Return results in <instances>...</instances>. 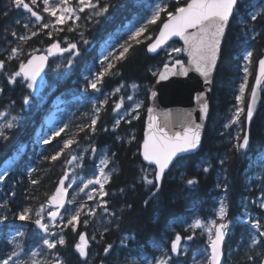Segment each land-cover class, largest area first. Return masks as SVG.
Here are the masks:
<instances>
[{"label":"trees","instance_id":"1","mask_svg":"<svg viewBox=\"0 0 264 264\" xmlns=\"http://www.w3.org/2000/svg\"><path fill=\"white\" fill-rule=\"evenodd\" d=\"M187 1L179 0V3L185 5ZM107 2L111 3L112 7L107 14L98 18V22H88L84 13L78 12L80 20H69L62 25L55 24L54 27V24L50 23L46 29L37 28L38 35L23 45L25 52L35 53L44 51L52 43L59 42L61 48L67 47L69 43L77 44L74 52L78 51L79 55L75 56L72 66H68L67 59L72 58L73 53L66 52L64 69H60L56 77L47 75L50 87L45 86L39 94L33 95L26 87V81L18 78L15 85H7L6 81L0 78V86L6 89L0 94L1 104L6 103L1 106L19 115L14 128L8 130L9 139L0 142V172L9 165L5 183L0 185V200L6 197L11 199V211L6 227H0V252L5 249L7 240L12 238L17 229L24 232V236L16 237L23 249L22 258L27 259L32 251L43 249L40 230L31 221L15 220L11 213L18 211L23 205H31L34 210L38 209L41 203H45L47 207V199L59 178L72 166L66 165L65 161L71 159L73 154L83 156L81 166L76 169L86 176L93 175L98 165V151L104 149L108 160L105 170L109 174L108 183L105 185V191L109 195L104 199L108 201L109 212L114 215H107L103 207H99L96 208L95 215L89 218L86 228L82 223L77 225V232L85 231L89 235H95L100 241L92 242L89 264H101L102 260L104 264H142L145 262L143 257L157 258L161 255L160 249L163 246L170 248V241L176 233H180L182 237L191 234L185 232L184 228L193 218L213 217L221 199H226L231 220L230 233L226 237L225 256L229 258L228 264H244L245 249L238 247L247 239L244 232L246 226L240 223L243 202H250L264 194V92H261L260 105L250 126L247 150L241 153L231 150L232 136L236 134L237 126L232 125L225 130L223 125L230 121L234 112L235 94L243 75L240 70L243 64L242 56L250 43L254 44L255 56L263 55L264 39L251 42L244 36L242 24H232L223 44V55L214 78L210 114L201 148L191 155L190 162L168 171L163 179L161 192L146 206L144 201L149 200V193L140 179L144 165L140 158V144L143 140L145 111L149 103L148 94L156 78L153 72H157L168 61L166 50L169 47L156 55H149L146 51V45L150 41L144 37H155L158 32L157 25L160 23L157 21L156 25H148V32L138 38L141 43L131 41V47L124 57L111 61L115 66L106 72L98 83V93L101 95L117 86H123L125 89L120 96L126 98L131 93L132 84H135L142 104L136 114L138 119H133L131 124L121 120L119 127L113 131L116 116L113 109L119 95L107 99L103 106H98L93 101L94 93L84 89L83 86L88 85V79L83 76L89 78L92 73L98 74L106 67L108 61L100 59L101 42L114 33L118 44L115 48L117 52L120 44L128 39V30L124 26L143 15L144 6L151 0H140L139 3L137 0ZM168 3L174 5L176 0H168ZM248 3L252 5L251 0H248ZM8 5L9 0H0V58L4 55L1 50L7 48L12 39L7 32L13 27L18 32L24 31L22 27L11 23L18 18L16 11H12L7 18L3 16V11ZM88 11L86 8L85 12ZM162 19L165 17L162 16ZM70 25L74 30H68ZM256 30L262 29L257 25ZM81 33L83 38L87 39V45L83 44ZM171 46L180 47L177 42ZM179 58H182L181 54ZM17 67L18 62L12 61L7 64V71L11 73ZM255 69L254 61L249 66L252 75L248 78L249 90L246 92V100L254 80ZM25 96L29 98L28 105L23 103ZM56 98L62 101L58 106L55 104ZM93 116L97 117L95 133L89 136L86 134L90 131L88 129L84 132L78 131L79 126L90 123ZM59 127H64V132L51 139V143L44 144L42 137L49 136L51 130ZM226 131L231 132L232 136L227 135ZM69 136L77 143L66 149L57 161H46L44 156L53 154ZM132 137L134 139H131ZM93 147L96 149L95 153L91 151ZM14 148L16 151H13ZM221 160L224 161L223 164ZM204 167H209L207 173L203 172ZM32 169L35 171H31ZM29 171L31 176L28 175ZM30 179H37L39 183L32 185L29 183ZM188 179H195L197 184L187 185ZM224 181L229 186L227 197L223 188L217 187L218 183ZM11 191L16 193L14 198L11 197ZM87 203L96 207L95 201ZM252 214L259 216L260 210L252 206ZM83 219L82 214L81 221ZM64 235L66 245L59 248L64 264H83L74 252L77 233L65 228ZM101 235L103 240L100 239ZM184 242L188 246L189 254H181L174 259H187L188 264L192 261L191 254L194 249L207 246L205 235L198 229L192 241ZM108 243L114 246V251L111 257L106 258L103 255V247ZM7 247L10 248L11 245ZM46 252V249L43 250L37 259H49ZM130 257L135 261L130 260ZM137 258L142 262L138 263Z\"/></svg>","mask_w":264,"mask_h":264},{"label":"snow or ice","instance_id":"2","mask_svg":"<svg viewBox=\"0 0 264 264\" xmlns=\"http://www.w3.org/2000/svg\"><path fill=\"white\" fill-rule=\"evenodd\" d=\"M139 2L140 0H137V3ZM151 2L153 7L151 14L142 17L138 21L137 26L128 30V39H125L120 44L117 52H107L103 58L104 61H108L106 67L99 71L95 79L89 81L87 87L99 92L98 83L101 82L105 73L115 66L111 61H118L123 58L131 47V41H135L137 44L141 43L138 38L148 32V25H156L157 21L160 22L157 25L158 36L154 40L151 35H145L144 37L145 40L150 41L146 45L147 53L159 54L158 49H161L163 43L172 36H179L187 45L188 55L195 64V71L204 78V85L209 92L212 90L213 72L217 67L218 59L223 55V44L227 40L228 31L233 23L243 25V34L251 42L264 39V23H262L264 22V3L257 6L250 5L248 0H190L185 5H181L179 0H176L174 5H169L168 0H151ZM110 7L112 5L107 0H78L76 7H70L69 0H59L58 4H51L49 0H42V5L39 0H9V5L3 11V16L7 18L12 11H16L18 18L11 23L14 26L22 27L24 31L22 33L18 32L13 27L7 32V35L12 39L8 42L9 46L4 49L3 58H0V78L4 79L7 85H15L18 83V78L23 79L26 81L28 89H32L36 84V77L39 75L47 56L41 55L37 57L32 53L25 52L23 45L31 40L32 37L38 35L37 28L46 29L50 26L51 22L45 19L41 11L47 13L49 17H54L55 24L62 25L73 18V22L80 20L81 17L76 14L77 12L84 13V18L88 22H98V18L107 14ZM85 8H88L89 11L85 12ZM249 8L255 10H246ZM162 16L165 19H162ZM257 25L261 27V31L256 30ZM189 29H195L196 31L189 33ZM68 30H74L73 26L70 25ZM81 39L83 44H88L87 39L83 38V33H81ZM103 44L106 49L115 47L111 43V35L108 40L103 41ZM76 49V43H69L67 47L61 48L59 42H57L51 44L47 49V53L51 55L53 50L60 53H73L72 58L67 59V64L71 67L75 56L79 55L78 51L74 52ZM182 51H184L183 48H174L169 45L168 50H166V55L169 59L163 64L164 72H153V75H158L163 80L165 73L171 69H176L173 72L174 75L182 74L181 70L186 73L188 69L184 67L183 61L179 58V54ZM254 53V44L250 43L242 56L243 64L240 66V70L243 76L240 78L238 90L235 94L234 112L230 121L223 125L225 130L231 128L232 125L237 126L234 136H232L231 132L226 131L227 135L232 136L231 150L236 153L243 152L249 146L248 128L253 120L258 94L264 92V55L255 56ZM36 60H39V65L34 63ZM12 61H17L18 67L10 73L7 71V64ZM254 61L257 66V72L254 76L255 84L251 86L250 96L246 100V92L249 90L248 78L252 75L249 66ZM177 65L179 68H176ZM85 79H88V77H85ZM132 87L135 88L136 85L132 84ZM120 90V88H117L115 91L119 92ZM5 91V88H0V94ZM152 95L155 96L156 93L153 91ZM132 99V96H128V100L131 101ZM198 100L201 113L199 119L200 121H206L209 115V104L203 96H198ZM103 102L107 103V99L105 98ZM23 103L25 105L29 104L28 96L23 98ZM139 107L140 105L137 104L131 112L127 109L120 112L121 104L119 102L115 103L113 111L116 116L113 131L119 127L121 120L131 124L133 119H138L134 112ZM96 111L98 113L99 110L97 109ZM148 111L151 113L152 109L149 108ZM242 114L243 119H241ZM5 116L6 113L0 112V118ZM16 119L13 116L11 120H5V123L0 125V142H6L9 139L10 133L8 130L14 128ZM96 124L97 117L93 116L90 123L79 126L78 131L84 132L88 129L90 131L86 134L91 136L96 131ZM153 127L154 124L150 123L149 129L151 130ZM204 127V123L194 121L189 115L184 121L181 131L169 135L161 127L157 133H145L140 154L146 164L141 168L142 175L140 179L142 185L146 186L149 193V200L144 201L146 206L150 200L157 198L161 192V181L165 177L166 170L170 171V166L172 168L184 166L186 162L191 161L190 154L200 147L201 129ZM104 130L108 131V129ZM62 132H64V127L51 130L49 136L42 137L43 143H51V139L60 136ZM221 134L224 135L225 133ZM131 139H134V137ZM75 143L77 141L69 136L63 140L62 145L53 154L44 156V159L49 162L57 161L61 154ZM13 151H16V149L14 148ZM91 151L95 153L96 149L93 147ZM83 160V156L73 154L71 159L65 161V164H74L75 167H80ZM203 162L206 163L207 161ZM221 163L223 164L224 161L221 160ZM107 164V159L101 160L96 165L93 175L83 182V187L77 185L78 191L84 195L78 203L75 196L68 201L69 205L75 203V207H66L64 203L66 188L71 183H75V181H70V184L66 185L65 180L68 179V176L65 173L60 178L55 192L48 197L47 207L45 203H41L40 207L34 210L31 205H23L18 211L11 213L15 220L31 221L43 233L41 236L43 249L32 251L27 259L22 258L23 249L16 241V237L24 236V232L17 229L12 238L7 240L5 249L0 252V264H64L59 248L66 245L65 228H70L77 233L78 239L74 244V252L78 254L83 264H89L92 242L99 243L100 241L97 240L95 235H89L85 231L77 232V225L82 223L86 228L89 224V218L95 215L96 208L99 207H103L107 215H114V213L109 212L108 201L104 199V197L109 195L105 191V185L109 180V174L104 171ZM31 171H35V169ZM31 171L28 172L29 176H31ZM208 171L209 167L203 168V172L207 173ZM7 176V169L0 172V185L5 183ZM29 183L36 185L39 181L30 179ZM196 184L197 181L195 179L187 180V185L189 186ZM217 187L223 188L225 197H227L229 192L227 182L218 183ZM15 195V191H11V197L14 198ZM87 201H95L96 207L89 206ZM10 202L11 199L8 197L0 200V213H2L0 214V225L5 227L11 211L9 208ZM252 206L260 210L259 216L252 214ZM82 214L84 219L81 221ZM215 216V219H211L207 223H203L198 218L193 219L184 228L185 232H190L191 234L182 237L180 233H176L174 239L170 241V248L167 250L161 248V258L150 262V264H188L187 259L181 261L174 259V257H179L181 254L185 256L189 254V249L184 241H192L197 229H200L202 234H207L208 245L207 248L199 250V258H197L196 253L191 254L193 264H228L229 258L225 256V249L227 248L226 237L230 233L231 220L229 219L226 199L219 201ZM240 223L246 226L244 232L247 236L244 243L238 245V247L245 249L244 264H264V194L250 202H243ZM100 239L103 240L102 235ZM7 245H11V247L9 248ZM45 249L47 250V257L50 258L46 261L37 259ZM113 251L114 246L110 243L103 247V253L106 258L111 257ZM101 264H104L103 260Z\"/></svg>","mask_w":264,"mask_h":264},{"label":"water","instance_id":"3","mask_svg":"<svg viewBox=\"0 0 264 264\" xmlns=\"http://www.w3.org/2000/svg\"><path fill=\"white\" fill-rule=\"evenodd\" d=\"M188 2H190V0H188L187 3ZM195 31H196L195 29H189V33H193ZM157 36H158V32L155 38ZM173 41L179 42L182 48L184 49V51H182V55L184 56L185 61L183 60L182 61L184 63V67L187 68L188 71L184 73L183 70H181L182 74L174 75L173 72L176 69H171L170 71L165 73V78L163 80H161L158 75L156 76V79L149 92V106L147 108L146 115H145L143 140L140 144V153L142 151V144H143L146 132L157 133L158 130L161 127H163L164 130L167 131L169 135H171L174 132L181 131L182 125L189 115H191V118L194 121L198 123L202 122L205 124V127L201 129L200 147L196 149L190 155L197 153L200 150L201 145L203 143V138H204L209 115L206 121H200L199 117L201 113H200V102L198 100V96H203L205 100H207L209 104V113H210V101H211V96H212V91H213V85H212V90L209 92L206 86L204 85V82H203L204 78L200 75V73L195 71V64L192 61L191 57L188 55L187 45H185L184 40L181 39L179 36H172L165 43H163L161 49H158V53L161 52L168 44H170ZM148 54L156 55L153 53H148ZM33 55L37 57L41 55L47 56V59L45 60L39 75L36 77V80L42 79L45 75V70L48 67L49 57L47 54L42 53V52L34 53ZM220 58L218 59L217 67L213 72V83H214V78H215L216 71H217V68L220 62ZM34 63L36 65H39L40 62L39 60H36ZM176 68H179V66L177 65ZM159 72H164L163 66L160 68ZM256 72H257V66L255 69V74ZM254 84H255V79L252 85ZM153 91L156 93L155 96L152 95ZM260 101H261V92L258 94L257 105H256V109L254 112L253 119L258 111ZM149 108L152 109L151 113H149L148 111ZM150 117H151V120H150ZM150 123L154 124V127L151 130L149 129ZM250 126L248 128L249 137H250ZM140 158L142 162L146 164V162L143 161V157L141 154H140ZM168 171L169 170H166V173ZM162 181H161V184H162ZM66 183H67V179L65 180V184ZM68 198H69V192L66 189L65 196H64L65 206L67 204Z\"/></svg>","mask_w":264,"mask_h":264},{"label":"rangeland","instance_id":"4","mask_svg":"<svg viewBox=\"0 0 264 264\" xmlns=\"http://www.w3.org/2000/svg\"><path fill=\"white\" fill-rule=\"evenodd\" d=\"M251 1H252V5H257V6H259V5H261L262 3H264V0H251ZM39 2H40V4L42 5V0H39ZM49 2H50L51 4H58L59 0H49ZM77 5H78V0H69V6H70V7H76ZM152 10H153L152 2H148V3L144 6V9H143V12H142L143 15H141L139 18H137V19L134 20L133 22H130L129 24L125 25L124 28L127 29V30H129L130 28H133V27L137 26L138 21H139L142 17H145V16L150 15ZM250 10H255V9H251V8H250ZM41 14H42L44 17H45V15H46V16L50 19L51 23H52V24H55V18H54V17H49V16L47 15V13H43V12H42ZM76 14H78V12H77ZM33 19H34V18H33ZM70 20H74V18H73V19H70ZM68 21H69V20H67L66 22H68ZM66 22H65V23H66ZM56 25H59V24H56ZM108 39H109V38H108ZM108 39H106V40H108ZM111 43L114 44L116 47H118V44L116 43V37H115V35H112V36H111ZM171 47L179 48V47H177V46H171ZM47 49H48V48H47ZM47 49L44 50L46 53H47ZM112 49H113V48L106 49L105 46H104V44H103V42H102V46H101V48H100L101 57H104V56L107 54L108 51H111V52H112ZM1 51H4V49L1 50ZM65 53H66V52H64V53H60V52H58V51H56V50H53V53H52L51 55H49V54L47 53V54L50 56V58L53 60V61H52V65L50 66V69H49V71L51 72V75H52V76H55V77H56V76L59 74L60 69H64V67L66 66V63H65L66 61L64 60V54H65ZM97 75H98V74H96V73H92V74L90 75V77L88 78V82H87V83H89L90 80L95 79ZM242 76H243V75H242ZM83 77L85 78V76H83ZM22 80H23V79H22ZM25 84H26V83H25ZM45 86L50 87V85L48 84V79H47V77H46L45 79L36 80V84L34 85V87H33L32 89H29V91H30L33 95H37V94H39V93L45 88ZM83 87H84V89H85L86 91H88V92L91 91V94L94 93V94H93V100H94V103H95V104H98V105L104 103L103 101L105 100V98L108 99V98H110V97H115L116 95H120V94L122 93L123 89H125L124 87L117 86V87H115L112 91L100 95L98 92H96L95 90L91 89L90 87H85V86H83ZM0 88H2V87L0 86ZM117 88H120L121 90H120L119 92H116L115 90H116ZM99 96H100V97H99ZM129 96H132V97H133V99H132L131 101L128 100V97H127L126 99L118 98V102L121 104L120 112H123L125 109H127L128 111L131 112L133 109H135V106H136L137 104L140 105V107H141V101H140V98H139V96H138V94H137L136 87L133 88V87L131 86V93L129 94ZM61 103H62V101H61L60 98H59V99H58V98L55 99V104H56L57 106L60 105ZM4 104H6V103H2V104H1V100H0V112H2V113H6V116H5V117L0 118V125L4 124V123H5V120H11L13 116H15V117L17 118L16 121H15V123H17L18 120H19V115H18V114H15V113H12L9 109H7V108L4 107V106H1V105H4ZM140 107H139L138 109H140ZM138 109L135 110L134 114H136V112H137ZM98 158H99V160H98V164L100 163L101 160L106 159L104 149H100V150L98 151ZM10 162H11V161H10ZM10 162H9V163H10ZM8 167H9V165H7L4 169H7ZM4 169H2L1 172H2ZM104 171L106 172L105 168H104ZM106 173H107V172H106ZM66 174H67V176H68V181H67V184H66V185H69V184H70V181H75V183H71L70 186L67 187V189L71 192V196H72V198H73V196H75V198H76V202L78 203V202L81 201V197H83L84 194L78 191V189H77V185H80V187H83V182L86 181L87 178H90L92 175L86 176V175H84L83 173H80V171L77 170L76 167H75L74 165H72V166L69 168V170L66 172ZM96 174H98V172H96ZM97 187H98V186H97ZM85 191H87V190H85ZM70 198H71V197H70ZM72 198H71V199H72ZM69 206H71V207H75L76 205H75V203H74V204L69 205ZM218 207H219V206H218ZM217 209H218V208H217ZM217 209H216V210H217ZM216 210H215V211H216ZM215 218H216V216L214 215L213 217H209V218H206V219H202V218H198V219H201V221H202L203 223H207L209 220H211V219H215ZM193 219H196V218H193ZM193 219H192V220H193ZM192 220H191V222H192ZM191 222H190V223H191ZM186 226H187V225H186ZM186 226H185V227H186ZM198 230H200V229H198ZM200 231H201V230H200ZM203 234L205 235V241L207 242V245H208L207 234H206V233H203ZM39 235H40V237H41V236L43 235V233H42V232H39ZM184 243L186 244V242H184ZM186 246H187V245H186ZM187 247H188V246H187ZM162 248H164V249L167 250V247H164V246H163ZM204 248H207V246H201V247H199V248L194 249V252H193V253H196L197 258H199V250L204 249ZM144 258H145V259H144ZM159 258H161V255H160L159 257L157 256V258H146V257H143L142 259H144L145 262H143L142 264H150V262H153L154 260L159 259ZM136 261H137L138 263H141V262H142L140 258H137ZM189 264H193V261H191Z\"/></svg>","mask_w":264,"mask_h":264},{"label":"bare ground","instance_id":"5","mask_svg":"<svg viewBox=\"0 0 264 264\" xmlns=\"http://www.w3.org/2000/svg\"><path fill=\"white\" fill-rule=\"evenodd\" d=\"M49 68H50V67H49ZM171 168H172V167H171ZM162 182H163V181H162ZM54 190H55V188H54ZM54 190H53V192H54ZM53 192H52V193H53Z\"/></svg>","mask_w":264,"mask_h":264},{"label":"flooded vegetation","instance_id":"6","mask_svg":"<svg viewBox=\"0 0 264 264\" xmlns=\"http://www.w3.org/2000/svg\"><path fill=\"white\" fill-rule=\"evenodd\" d=\"M104 255V254H103Z\"/></svg>","mask_w":264,"mask_h":264}]
</instances>
